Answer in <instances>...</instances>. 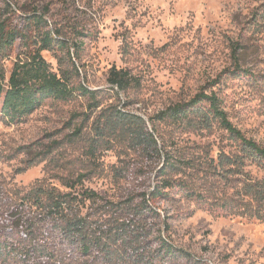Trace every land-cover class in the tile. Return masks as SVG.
Returning a JSON list of instances; mask_svg holds the SVG:
<instances>
[{
  "label": "rangeland",
  "instance_id": "1",
  "mask_svg": "<svg viewBox=\"0 0 264 264\" xmlns=\"http://www.w3.org/2000/svg\"><path fill=\"white\" fill-rule=\"evenodd\" d=\"M7 1L20 13L46 12L49 29H60L73 45L81 43L80 62L75 61L79 82L99 91L101 106L90 112L84 99L48 100L20 123L0 119V243L18 248L0 264H22L21 249L32 246L7 219L21 198L39 186L67 192L62 185L78 180L77 191L83 187L98 195L84 211L104 229L116 220L114 209L131 197L138 204L145 195L159 215L146 223L154 226L148 241L160 233L190 256L166 264H264V206L245 195L264 182V171L219 164L222 155L236 156L238 146L217 122L207 128L150 122L168 107L214 94L229 123L264 149V0ZM17 52L18 43L6 52L7 75ZM42 57L56 71L55 53ZM112 68L129 71L139 85L113 93L107 84ZM110 106L142 117L149 130L155 125L160 158L145 160L117 140L91 152L92 120ZM168 157L183 164L161 176ZM164 180L200 197L165 189L166 198L152 199ZM155 247L150 242L146 252ZM112 249L124 253L119 245ZM63 259L105 264L68 250Z\"/></svg>",
  "mask_w": 264,
  "mask_h": 264
},
{
  "label": "trees",
  "instance_id": "2",
  "mask_svg": "<svg viewBox=\"0 0 264 264\" xmlns=\"http://www.w3.org/2000/svg\"><path fill=\"white\" fill-rule=\"evenodd\" d=\"M2 2L0 119L9 125L20 123L48 100L69 103L84 99L88 101L87 109L90 112L99 109V91L91 90L79 82L81 74L75 61L80 62L81 43L74 42L73 45L63 37L60 29H49L46 12L20 13L9 1ZM16 43L18 52L7 75L3 61L6 52ZM48 51L55 53L56 71L42 57V53ZM107 84L115 94L139 85L137 78L129 71L115 68L110 70ZM150 122L152 125L167 123L188 128H207L211 122H217L238 146L236 156L230 158L222 155L219 164L230 167L249 165L264 171V149L244 138L229 123L220 100L214 94L200 93L187 103L166 108L151 118ZM90 129L93 133L89 143L92 153L98 146L116 140L124 142L127 148L139 153L145 160L160 158L162 153L155 138V125L149 130L142 117L124 109L112 106L101 109L92 120ZM176 163L182 162L168 157L159 170L161 176L166 175V170H178ZM79 186H82L81 180L64 183L62 187L67 192H61L53 185L33 188L21 198L20 205L7 214V219L20 237L29 240L32 245L28 250L26 247L21 249L20 256L24 259L22 264H64L63 256L67 250L78 257L99 258L105 264H166L170 260L190 258L187 253L162 238L160 233L148 241L154 226L146 223L159 215L148 207L145 195L141 196L138 204L133 203L135 199L131 197L121 208L114 209L116 220L107 221L104 229L103 223L93 220L91 214L84 211L86 204L95 203L98 195L83 187L77 191ZM165 189L181 190L186 192L185 196L200 197L190 194L182 184L164 180L161 187L151 194L155 195L152 199L166 198ZM245 195L252 196L258 207L264 206V182L248 187ZM150 242L156 244V251H151L149 255ZM117 245L124 250L123 255L112 249ZM17 249L10 244L0 243V259L12 257Z\"/></svg>",
  "mask_w": 264,
  "mask_h": 264
}]
</instances>
